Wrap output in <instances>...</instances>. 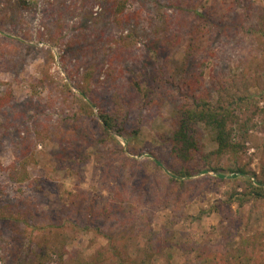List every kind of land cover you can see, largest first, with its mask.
Returning a JSON list of instances; mask_svg holds the SVG:
<instances>
[{"label":"rangeland","instance_id":"obj_1","mask_svg":"<svg viewBox=\"0 0 264 264\" xmlns=\"http://www.w3.org/2000/svg\"><path fill=\"white\" fill-rule=\"evenodd\" d=\"M182 74L203 76L213 100L215 76L238 102L241 147L212 154L213 162L244 166L264 181V0H0V97L13 98L0 108V264H33L56 251L62 264H118L123 237L124 255L150 250V264H199L206 247L237 254L231 264H264V201L229 203L247 177L207 168L176 181L154 164L172 162L181 101L172 86ZM83 82L110 106L120 97L135 104L122 136L103 143L78 96ZM146 91L153 99L161 92L163 102L149 103ZM74 114L96 138L76 131ZM201 132L214 152V133ZM109 151L121 160V185L104 179ZM78 190L87 196L83 214L100 213L87 230L56 222Z\"/></svg>","mask_w":264,"mask_h":264},{"label":"trees","instance_id":"obj_2","mask_svg":"<svg viewBox=\"0 0 264 264\" xmlns=\"http://www.w3.org/2000/svg\"><path fill=\"white\" fill-rule=\"evenodd\" d=\"M22 1L26 3V0ZM119 4L121 10L125 7L126 1ZM192 4L193 2L187 5V9ZM190 11L195 13L198 12L196 9H191ZM191 37L192 39L189 45L192 50L197 47L198 44L196 43V36L192 35ZM170 79L169 81H173L177 79V76L172 75ZM204 82L205 78L203 76L195 74L184 76L182 74L178 78V81L175 82L174 86L171 85L175 87L176 90L178 89L177 92L181 97L180 104L176 106L177 114L173 123L174 130L170 141L172 162L170 164H164L159 160H155L154 164L156 168L164 172L170 180L176 181L177 179L182 180L185 176L192 177L200 174L207 168L219 172V175L224 177L220 171L228 169L237 178L244 176L247 177L248 181V185L243 192H234L231 194L229 198V203L231 205L232 203H237L239 207L244 206L252 199L264 201V181L257 176L256 172L244 166L224 168L220 166L219 163L216 164L213 162L211 158L212 154L222 157L224 153L231 151L237 152L241 147V145L235 141V129L239 125V117L237 114L238 102L234 97L230 98L227 96V86L217 80L215 76H213L212 86L215 84L213 87L216 91L217 98L213 100V94ZM78 89L79 99H83L88 103L90 107L87 108L90 109V113L96 118L104 133V137H102L103 143L110 139H115V135L122 136L127 131L128 122L134 115V103L125 101V97H120L114 100L113 105L110 106L105 98L94 95L91 90L87 89L84 82ZM150 89H153L152 91L156 93L158 88L151 86ZM150 93L152 92L146 91V93L143 94V97H145L143 99L149 101V103L160 104L163 102L160 96L161 92L157 94L156 99H153ZM12 99L11 92H7L4 96L0 97V108L11 103ZM94 107L97 108V112H95ZM81 117L82 114H74L73 123L76 131L81 133L84 137L96 138L94 126L86 124L84 122L85 120L83 121ZM141 124L142 121L141 118H139L137 126L132 129L133 135L138 134L141 129ZM202 126H205L214 133V140L217 145L214 152H207L205 150L202 141ZM64 149L63 147L62 151ZM101 156L104 155L100 154L98 156L99 160H101ZM106 156L107 160L103 167L104 179L108 183L109 180L112 179V176H114L117 183L120 185L123 184L121 180V172L123 170L121 168L120 158L116 157L117 153L109 151ZM125 164L124 162L122 166H125ZM79 165L78 163L76 167H79ZM108 188L111 187L108 185ZM119 191L120 190H118V192ZM116 192L117 191H115V193ZM118 192L116 196L120 195ZM71 196L69 204L63 206L59 214L56 215V222L65 227L72 226L78 229H90L89 225L94 223L100 213L93 209L91 211L88 210L89 212L87 215L89 217L83 214L84 201L87 199L84 191L78 190L75 196L73 194H71ZM220 206L221 204L216 205L217 209H220ZM223 217L232 223L234 222L233 212H225ZM122 239L124 241V237ZM123 241H120V243L126 245V248H124V250L121 248L115 249L118 264H150L149 258L153 254L152 251L147 249L143 250L144 253L139 259L127 253L125 256L123 251H126L128 244L126 241ZM146 241L152 248L151 237H148ZM43 257H45L46 260L47 257L49 259H55V261H57L56 264L65 262L64 253L60 251L46 253L41 258L43 259ZM197 257L200 260L199 264H231L237 262L239 256L223 249L206 247L198 251ZM45 259L35 260V262L33 260V264H47Z\"/></svg>","mask_w":264,"mask_h":264}]
</instances>
